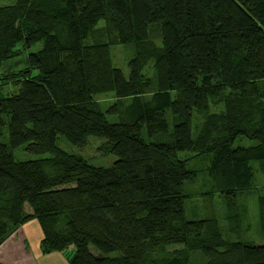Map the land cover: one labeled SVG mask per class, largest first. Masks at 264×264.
Here are the masks:
<instances>
[{"label": "trees", "instance_id": "trees-1", "mask_svg": "<svg viewBox=\"0 0 264 264\" xmlns=\"http://www.w3.org/2000/svg\"><path fill=\"white\" fill-rule=\"evenodd\" d=\"M116 46L134 50L127 76L111 64ZM106 93L116 102L102 109L95 97ZM90 137L106 141L110 166L59 147ZM20 148L48 157L16 161ZM262 162L264 0L0 4V244L35 221L41 253L68 264H264V243L227 239L216 219L184 214L200 179L235 223L245 219L238 199ZM257 208L264 235V196ZM174 245L182 249L165 251Z\"/></svg>", "mask_w": 264, "mask_h": 264}, {"label": "rangeland", "instance_id": "rangeland-1", "mask_svg": "<svg viewBox=\"0 0 264 264\" xmlns=\"http://www.w3.org/2000/svg\"><path fill=\"white\" fill-rule=\"evenodd\" d=\"M13 2V0H0V4H9ZM40 48V45H37L30 49L28 52L22 53L21 56L15 58L14 63L17 65L12 66L10 68V72L18 73L25 69V56L27 53H34L37 52ZM135 57V53L132 47L126 46H116L110 50V58L111 64L113 67L118 68L122 71L124 76L128 74V64L131 60ZM13 63L7 65L11 66ZM152 70V61L146 63L144 69L142 70L143 76H149ZM13 84L8 82L7 84L1 86V91L3 94L7 92H12ZM95 101L98 102L102 109H106L116 102V97L114 94L106 93L100 96L95 97ZM111 106V107H112ZM215 107V108H214ZM219 109V105L214 106L212 105L211 111L217 112ZM111 122L114 121L113 119H109ZM203 120V116L197 115L194 118V125H199ZM5 137L6 129L3 131ZM7 141L5 138L3 141ZM166 142V141H163ZM241 142V143H240ZM106 143L105 140L90 137L85 146L82 148L74 147L64 141H61L59 147L66 152H70L73 154L80 155L83 159H85L89 164L94 166H102L107 167L110 166L115 158L109 154L105 153L104 144ZM245 144V146H249L251 142L245 139H239L235 142L234 146L238 144ZM185 153H180V158L183 157ZM14 159L16 161H32V160H39L47 158V155L43 156H35L29 155L24 153L21 148L16 149L13 152ZM188 156L186 158H190ZM192 164L198 166L197 160H191ZM201 165V164H200ZM254 169V180L251 187L248 190H245L240 193L238 199V205L244 206L247 211L246 218L243 220L238 219L237 222H234L233 217L230 216L231 212L227 211L225 205L222 202V198L218 196V194L213 193V189L211 184L207 181H202L198 179L196 182L192 183L191 187L189 188V194L187 201L184 204V214L185 218L188 220H202V219H216L218 222V226L223 233L224 237L230 240H239L244 242H252L255 244H262L264 243V235L260 231V223L258 218V208H257V198L259 196H264V162L259 164H253ZM207 192V196L204 193ZM228 216V220L225 217ZM233 219V220H232ZM14 231L10 236H12L15 232ZM8 236V238L10 237ZM7 238V239H8ZM6 240V239H5ZM4 240V241H5ZM41 240V239H40ZM2 244V243H1ZM0 244V245H1ZM37 246L40 249V241H38ZM27 247V246H26ZM182 249L179 245H174L168 247L165 251L167 252H175L180 251ZM96 255H99L96 251H93ZM116 254H112L111 256H115ZM196 258H193L189 264H196Z\"/></svg>", "mask_w": 264, "mask_h": 264}, {"label": "crops", "instance_id": "crops-1", "mask_svg": "<svg viewBox=\"0 0 264 264\" xmlns=\"http://www.w3.org/2000/svg\"><path fill=\"white\" fill-rule=\"evenodd\" d=\"M40 239L35 221L24 224L0 245V264H68L63 253L42 254L37 246Z\"/></svg>", "mask_w": 264, "mask_h": 264}]
</instances>
